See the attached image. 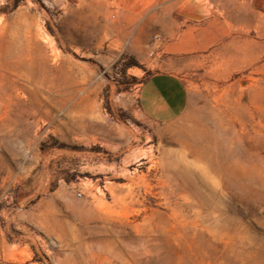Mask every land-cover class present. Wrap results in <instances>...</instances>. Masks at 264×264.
Instances as JSON below:
<instances>
[{
  "label": "rangeland",
  "instance_id": "1",
  "mask_svg": "<svg viewBox=\"0 0 264 264\" xmlns=\"http://www.w3.org/2000/svg\"><path fill=\"white\" fill-rule=\"evenodd\" d=\"M261 6L0 0V264H264ZM160 71L190 89L167 123Z\"/></svg>",
  "mask_w": 264,
  "mask_h": 264
},
{
  "label": "crops",
  "instance_id": "2",
  "mask_svg": "<svg viewBox=\"0 0 264 264\" xmlns=\"http://www.w3.org/2000/svg\"><path fill=\"white\" fill-rule=\"evenodd\" d=\"M211 29L213 27L209 24L205 27L188 24L183 36L194 35L195 38L198 34H205ZM215 39H211L210 45ZM208 46L199 47L204 49ZM189 101L190 89L188 84L175 71L154 73L142 83L138 92L140 109L148 118L158 123H167L177 119L188 106Z\"/></svg>",
  "mask_w": 264,
  "mask_h": 264
},
{
  "label": "bare ground",
  "instance_id": "3",
  "mask_svg": "<svg viewBox=\"0 0 264 264\" xmlns=\"http://www.w3.org/2000/svg\"><path fill=\"white\" fill-rule=\"evenodd\" d=\"M264 0H254V4L259 8V6L263 5L264 6V3H263ZM263 3V4H262ZM186 6V5H185ZM262 7V6H261ZM264 8V7H263ZM182 13H185V12H189L188 14L191 15V17L193 18H199L200 17V14L198 12V10H196L195 8H192L191 10L188 9V7H184L180 10ZM2 46V45H1ZM5 46V45H4ZM133 154V153H132ZM132 158L127 156L126 160L124 161L125 164H129L132 162Z\"/></svg>",
  "mask_w": 264,
  "mask_h": 264
}]
</instances>
